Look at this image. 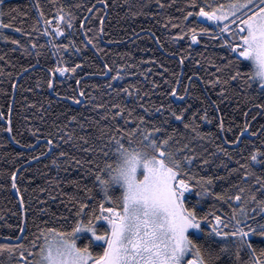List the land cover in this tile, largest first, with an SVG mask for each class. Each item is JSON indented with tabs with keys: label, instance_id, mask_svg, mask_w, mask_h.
<instances>
[{
	"label": "snow or ice",
	"instance_id": "obj_1",
	"mask_svg": "<svg viewBox=\"0 0 264 264\" xmlns=\"http://www.w3.org/2000/svg\"><path fill=\"white\" fill-rule=\"evenodd\" d=\"M152 2L153 0H147V4ZM154 2L160 13L148 14L153 16L164 14L163 27L174 32L170 36L174 43L181 40L188 41L187 55L184 54L186 49L180 48L179 62L182 66L189 57H192L196 48L205 42V37L213 42L217 39L221 42V47L226 49L223 58L219 61L208 58V63L215 70L206 68L207 78L198 71H193L187 77L188 83L184 84L183 71H181L174 73L175 83L165 79V83L170 85V91H166V95L175 99L168 104H160L155 109V112L162 116L167 113L162 122L164 126L156 125L151 107L139 103L143 98L140 89L131 84H125L123 88L118 86V82L124 81L125 76L136 75L130 71L132 65L121 64L113 70L108 63L104 64L105 71L100 75L105 78L109 94L115 92L118 96L123 94L125 99L133 98L145 115L137 116L136 109L128 107L123 102L108 105L95 103L94 109L102 110L101 119L111 120V124L95 121L100 125L98 134L87 133L75 137L74 131L68 132L66 126H61L54 134L42 137L39 128L29 125L28 130L34 139L43 140L48 151L38 152L28 159L35 161L46 154L57 152L52 159V164L57 168V176H53L50 183L57 187L62 182L74 184L77 188L83 189L84 195L65 194L61 190V195L68 196L71 207L67 209V214L61 212L55 218L57 221L69 222V227L37 226L36 233H30L28 201L19 184L24 172L21 166L17 165L16 170L11 172V188L19 198L23 219L16 225L19 229L18 235L4 237L15 242L0 243V253L7 252V260L0 259V264H264V241L256 243L253 239L264 238V173L257 175L252 170L251 163L257 161L258 154H264V124L253 129L252 122L247 119L250 111H255L258 116L264 115V0H154ZM178 3L179 7H177ZM147 4L141 3L140 0L135 2L96 0V3L87 9L88 16L80 21L81 28L84 29L82 33L84 40L81 42L85 47L91 45L96 51H101L99 38L104 34L103 26L109 10L126 9L125 15L130 14L135 17L145 14L143 9ZM2 5L3 0H0V40L19 45L24 55L28 57L34 55L37 63L41 56L46 55L45 48L56 57L55 65L47 69L50 74L46 80L49 89L55 90L57 82H63L65 75L77 72L83 61L73 63L70 57L80 56L82 49L72 39L76 16L71 6L65 8L62 4L59 9H54L57 12L55 19L61 23L53 31L47 27L49 20L40 0H33L30 7H34L37 12L33 29L38 36L44 38V43L33 40L29 47L3 31L13 27L16 17L11 16L5 23L3 17L11 15L13 9L6 12ZM76 7L80 8L81 5L77 4ZM170 8H175L180 15L173 16L166 13L165 10ZM102 9L104 14L96 17L100 21V28L95 37L90 36L88 33L91 29H87L86 26ZM23 15L28 13L24 12ZM41 21L45 25L42 33L39 28ZM15 30L31 38L32 33L23 27H17ZM149 35L155 34L150 31ZM65 37L67 42L59 43L58 38L63 40ZM155 38L159 41L158 36ZM195 63L201 65L200 60H196ZM244 64L249 65L247 71L242 70ZM28 67L34 66L30 64ZM22 70L27 71V69ZM2 74L3 69L0 68V75ZM140 75L146 76L145 73ZM161 75L163 76V73ZM16 76L19 77L20 73L17 72ZM196 79L203 81L205 92H216L218 99L209 101L205 98L207 106L191 111V115L188 116L191 105L187 101L192 94L191 89L196 87L194 82ZM76 84L80 85L79 79ZM18 86L17 80L11 81L13 98ZM40 86L37 82L36 87ZM158 86V82L153 81L152 87ZM181 87L183 92L180 90ZM27 90L32 91L31 88ZM7 91V88H0V92L7 93ZM230 91L238 100L243 97L248 107V111L244 112V125L239 128L238 133L234 126H225V114L220 108L223 100L231 98ZM57 95L59 96L60 93L57 92ZM85 95L86 90L80 88L78 96H68L67 99L79 104L82 102L81 97ZM93 99L95 97L89 99L90 104ZM29 107H35V102H31ZM106 107L108 110L103 111ZM237 107H240L239 103ZM210 109L220 113L218 130L233 132L235 135V139H229L226 135L222 138L217 137L231 147H225L222 142L214 144L215 151L209 152L203 144L198 148L196 144L191 143L196 140H210L216 135L200 129L201 124L212 125L217 120V117L210 113ZM13 111L12 100L7 104V115L0 106V133H7L11 140L20 145L21 140L17 139L13 126ZM255 119L256 116H253L252 121ZM76 120V116L70 117V121ZM129 121H133L135 127H131ZM176 124H183L184 129H190L195 134L191 136L189 142L180 144V141L174 139L178 131ZM79 127L81 129L85 127L83 121L79 123ZM169 127H171L170 133H168ZM104 129L108 131L105 132ZM91 136L98 141L107 140L108 143L100 145L89 143ZM74 139L87 144L88 147L83 150L103 158L109 166L112 157L123 150L125 159L119 170L123 184L119 186V190L114 186L101 187L106 182L102 178L103 168L98 164L95 169L86 168L83 175L77 179L64 181L59 177L62 167L60 160L69 155L60 150L61 141L68 143ZM257 140L259 145L256 143ZM136 141L144 145L146 150H150V154L147 151L142 153L136 148L134 146ZM0 143L7 141L0 137ZM32 146V143L23 145L24 148H32ZM73 146L80 148L78 143ZM249 147L252 149V154L244 164H240V160L236 159L237 151L242 153ZM106 148L108 151H105ZM16 155L23 156V153ZM233 159H236L237 167L230 168L228 161ZM66 163L69 166L80 167L84 162L77 160L76 156H71ZM93 163L94 160L87 161L89 166ZM221 166L227 174L219 172ZM141 167L144 171L138 176L137 170ZM242 170L243 175L239 176V179L229 183L227 187L221 184L217 190L216 185L220 181H230L233 174L239 175ZM64 171H68V168L65 167ZM90 174L95 176L93 181L95 188L80 183ZM0 179L7 181V177L2 173ZM0 187H4V184H0ZM40 191L44 192L46 189L41 188ZM193 192L198 197L195 201L189 199V195ZM206 197L227 205L230 212H225L221 207L218 211L222 214H218L216 209L201 214L198 206ZM49 199L55 197L49 195ZM39 203L46 202L39 201ZM36 211L41 214L51 213L49 207H40ZM52 215L55 216L54 213ZM101 220L107 222L110 230L95 227L97 221ZM43 223L47 225L48 221ZM82 229H87L96 240L106 241L102 251L91 250L88 243L83 246L77 245L75 234ZM189 229L193 231L189 233ZM222 258L226 259L222 260Z\"/></svg>",
	"mask_w": 264,
	"mask_h": 264
},
{
	"label": "trees",
	"instance_id": "obj_2",
	"mask_svg": "<svg viewBox=\"0 0 264 264\" xmlns=\"http://www.w3.org/2000/svg\"><path fill=\"white\" fill-rule=\"evenodd\" d=\"M135 2V0H133ZM141 3H146L147 0H140ZM43 10L48 18L49 26L58 23L55 19L57 12L54 9H59L63 4L65 8L71 6V10L76 16L75 29L72 31V39L76 41L78 47L82 49V54L78 57H70L73 63H79L83 61L81 67L75 73H69L63 77V82H57L55 90L49 89L46 80L50 74L47 71L56 63V57L52 56L45 48L46 55L39 58V63L35 56H25L19 45H13L11 41L0 40V68L3 69V74L0 75V88H7V93L0 92V106L7 115V104L9 100L13 103V126L15 128V135L17 139L21 140V144L18 145L15 141L11 140L7 133H0V137H3L7 143H0V173L7 177V181L0 179V184H4V187H0V241L6 240L4 237L10 235H18L19 229L16 225L23 215L20 213L19 198L14 196L13 189L11 188V172L16 170V166L20 165L24 175L20 178L19 184L25 199L28 201V223L30 226V233H36L37 226L40 227H59L64 225L65 228L69 227V222L63 220L57 221L55 217H58L61 212L67 214V209L71 207V203L68 200L67 195H61L63 193L78 194L83 196V189L77 188L76 185L71 183L62 182L57 187L55 184L50 183L53 176H57V168L52 164L53 156L57 155V152H51L43 157L33 161L28 159L30 156L36 155L38 152H46L47 145L41 141H36L32 136V133L28 130L29 125L33 128H39L41 130V136L46 137L49 134H54L56 129L61 126H66L68 132H73L75 137H79L81 134L94 133L98 134L100 125H97L95 121L100 120L101 124H111L110 118L102 120V110L94 109L95 103L115 104L125 103L128 107L135 108V114L145 115L143 109L139 108V104L134 101L133 98L129 97L125 99L124 95L118 96L115 92L109 94V90L105 84V78L100 75L101 72L105 71L104 64L108 63L111 65L113 70L118 65L128 64L132 65L130 71L136 73L134 76H125L124 81L118 82V86L123 88L125 84L134 85L140 89V94L143 97L139 100V103H144L146 107H151L152 112L155 116V122L157 126H164L163 120L167 113L163 116L160 113H156L155 109L160 104H168L174 97H168L166 91H170V85L165 83V79L171 80L175 83L174 73H181L183 71V83H188L187 77L192 74L193 71H198L201 75L207 78L205 72L206 68L215 70L212 65L208 63V58H214L217 61L223 58V53L226 49L221 47V42L217 39L215 42L204 38V43L196 48V51L192 53V57H189L185 64L182 66L179 62L180 48L186 49L188 41H179L174 43L170 36L174 34L173 31L165 29L163 27L165 23L164 14L157 16L149 15L148 13H160V9L156 7L153 0L152 3L147 4L143 9L145 14H141L132 17L130 14L125 15L126 9L112 8L107 13V19L104 23V34L102 38H99V47L101 51H96L91 45L85 47L81 42L84 40L82 35L84 29L81 28L80 21L88 16L87 9L91 8L96 0H40ZM33 4V0H3V9L7 12L9 9H13L11 15H5L3 19L5 23L9 21L11 16H15L16 19L13 21V27L4 29L6 35L13 36L19 39L22 44L31 47V41L35 40L37 43H44V38L38 36L36 31L33 29V25L36 21L37 12L34 7H30ZM80 4L81 7L77 8L76 5ZM179 3L177 7H179ZM102 7V6H101ZM138 10V9H134ZM27 12L28 15H23ZM166 13L173 16H179L180 13L175 8L165 10ZM103 9L100 13L95 14L89 23L87 29H91L88 35L95 37L97 30L100 28V21L96 17L103 15ZM23 21V23H21ZM159 21V22H158ZM175 22V21H174ZM59 24V23H58ZM17 27H23L28 32L32 33L31 38L25 36L21 32H16ZM45 25L43 21L39 25L41 33ZM155 35H149V32ZM159 37V41L155 37ZM59 43L63 44L67 42L65 39L58 40ZM161 44L163 47H161ZM15 49V51H13ZM189 50L186 49L185 55ZM202 54V55H201ZM150 58H154L151 59ZM200 60L201 65H196L195 61ZM34 67L29 68V65ZM250 64V63H249ZM139 65V67H136ZM161 65L164 67L162 68ZM248 64H244L242 70L247 71ZM22 69H27L23 71ZM167 69V71H165ZM150 70V71H149ZM19 72L20 76L17 77L16 73ZM12 75L9 76L8 74ZM145 73V75H140ZM163 73V76L161 75ZM59 76V74H57ZM80 80V85L77 86L76 81ZM110 80V77H108ZM17 80L19 86L16 89L15 96L13 98L11 81ZM153 81L158 82V87L153 88ZM37 82L40 83V87H36ZM196 87L191 89V96L187 103L191 105L188 116L191 115V111L203 108L206 105L205 98L210 100H217L218 97L216 92L208 91L205 92V85L203 81L196 79ZM99 85V87H96ZM210 87V86H209ZM31 88L32 91L27 89ZM83 88L86 90L85 97H81V103L77 104L73 100L67 99L68 96L79 95V89ZM134 90V89H133ZM183 92V87H181ZM57 92L60 95H57ZM150 93V95H145ZM231 97L229 100H223L220 103L225 120V126H234L236 133L239 132V128L243 127L245 122L244 112L248 111L247 104L244 102L243 97L238 100L232 92H229ZM95 97L92 103H89V99ZM27 98V99H25ZM35 102V107H29L31 102ZM240 107H237V104ZM43 105V110H41ZM106 107L103 111H107ZM210 113L217 117V120L212 124H201L200 129L203 132H213L216 135L211 139L191 141L196 144L199 148L201 144L207 147L209 152L215 151L214 144L222 143V139L217 137H224L225 135L229 139H235L233 132H220L217 128L219 123L218 117L220 113L213 112L210 109ZM76 116V121H70V117ZM256 116L255 121H252V117ZM27 118V119H26ZM251 121L253 129L258 128L261 124H264V115H257L255 111H250L247 117ZM83 121L85 127L81 129L79 123ZM123 124V121H120ZM173 123H175L173 118ZM131 127H135L133 121H129ZM5 121V127H6ZM151 126V125H150ZM178 129L174 135V139L180 141V144L189 142L191 136L195 135L190 129H184L183 124L175 125ZM107 132V129H104ZM171 132V127L168 128V133ZM168 133H165L167 135ZM181 133L183 135H181ZM64 135V133H61ZM214 141V143H213ZM32 143V148H24L23 145ZM79 144L80 148L74 147V144ZM89 143L100 145L101 143L107 144L108 141L95 140L94 136L89 137ZM225 147H231L226 142H223ZM259 145V140L256 141ZM180 146V145H177ZM88 145L84 144L83 141L73 140L68 143L61 141L60 150L67 152L68 157L60 160L62 167L59 171V177H62L64 181L77 179L83 175V171L86 168H96L98 164L100 167L104 162L103 158L95 154L86 153L83 149L87 148ZM105 151H108L106 148ZM23 153V156H17L16 153ZM252 154V149L249 147L244 152L237 151L236 159L240 160V164H244L245 160ZM71 156H76L77 160H82L84 163L80 167L69 166L66 161L71 159ZM236 159L228 161L230 168L237 167ZM94 160L91 166L87 164V161ZM27 161V163H25ZM219 161L217 160V163ZM74 163V162H73ZM252 170L257 175L264 173V154H258L257 161L251 162ZM67 167L68 171H64ZM221 174H227L226 170L221 166L219 169ZM243 175V170L237 174H233L230 181H220L216 188L219 190L220 185L223 184L225 187L231 182L239 179V176ZM31 177V179H29ZM58 177V179H59ZM95 180L94 175H89L80 181L81 184H87L88 187L95 188L93 181ZM119 190V186H114ZM45 188L46 191L41 192L40 189ZM26 189V190H25ZM49 195L55 197V199H49ZM189 199L195 201L198 199L195 193L189 195ZM39 201H45L46 203H39ZM212 206L211 208L209 206ZM40 207H49L51 213L41 214L36 211ZM223 207L225 212H230L227 205L214 202L211 197H206L204 202L198 206L201 214L205 211H217ZM74 212V210H73ZM55 214L53 216L52 214ZM218 214H222L219 213ZM43 221H48L47 225ZM101 221H97L95 227L105 228ZM11 226V227H10ZM86 230V229H84ZM191 233V232H189ZM76 242L78 246H83L88 243L89 248L94 251H102L103 246L95 245L86 233L78 236L77 233ZM256 243H261L264 238L255 237L253 238ZM12 241L10 239H7ZM5 243V242H0ZM0 259L7 260V252L0 253ZM226 258H222L225 260Z\"/></svg>",
	"mask_w": 264,
	"mask_h": 264
},
{
	"label": "clouds",
	"instance_id": "obj_3",
	"mask_svg": "<svg viewBox=\"0 0 264 264\" xmlns=\"http://www.w3.org/2000/svg\"><path fill=\"white\" fill-rule=\"evenodd\" d=\"M134 146L136 148H139L142 153L147 151L148 154H150V150H146L144 145L140 144L139 141H136ZM124 159L125 158L123 155V150H121L120 154L114 155L112 157L110 166L106 162L102 163V178L106 183L104 185H101V187L120 186L123 184V179L120 177L119 170L120 167L124 164Z\"/></svg>",
	"mask_w": 264,
	"mask_h": 264
},
{
	"label": "rangeland",
	"instance_id": "obj_4",
	"mask_svg": "<svg viewBox=\"0 0 264 264\" xmlns=\"http://www.w3.org/2000/svg\"><path fill=\"white\" fill-rule=\"evenodd\" d=\"M55 24H58V23H55ZM54 25V24H53ZM49 26V25H48ZM47 26V27H48ZM49 28V27H48ZM51 30V29H50ZM58 40H59V38H58ZM250 63V62H249ZM143 168L141 167V168H138V170H137V173H138V176H140V175H142L143 174ZM104 227H105V229L106 230H110V228H109V226L107 225V222L106 221H103L102 220V223H101ZM193 230L192 229H189L188 230V232H192ZM84 233H86L88 236H90V238L92 239V241H93V243L95 244V245H100V246H106V241H100V240H96L94 237H92V234L90 233V232H88V230L86 229V230H84V229H82V230H79L78 232H77V235L78 236H81L82 234H84Z\"/></svg>",
	"mask_w": 264,
	"mask_h": 264
},
{
	"label": "water",
	"instance_id": "obj_5",
	"mask_svg": "<svg viewBox=\"0 0 264 264\" xmlns=\"http://www.w3.org/2000/svg\"><path fill=\"white\" fill-rule=\"evenodd\" d=\"M13 194H14V196H16V192H15V190H14V189H13ZM0 242L14 243L15 241L1 240Z\"/></svg>",
	"mask_w": 264,
	"mask_h": 264
},
{
	"label": "bare ground",
	"instance_id": "obj_6",
	"mask_svg": "<svg viewBox=\"0 0 264 264\" xmlns=\"http://www.w3.org/2000/svg\"><path fill=\"white\" fill-rule=\"evenodd\" d=\"M57 25H58V24H54V25H52V26L50 25L49 28H50L51 30L54 31Z\"/></svg>",
	"mask_w": 264,
	"mask_h": 264
},
{
	"label": "built area",
	"instance_id": "obj_7",
	"mask_svg": "<svg viewBox=\"0 0 264 264\" xmlns=\"http://www.w3.org/2000/svg\"><path fill=\"white\" fill-rule=\"evenodd\" d=\"M49 22H50V21H49ZM58 23H61V22H60V21H58ZM48 25H49V24H48ZM48 25H47V26H48ZM48 27H49V26H48ZM49 29H50V28H49Z\"/></svg>",
	"mask_w": 264,
	"mask_h": 264
}]
</instances>
